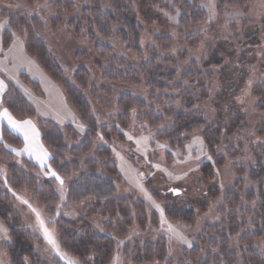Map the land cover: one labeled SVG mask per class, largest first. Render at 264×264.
<instances>
[{
    "label": "trees",
    "instance_id": "trees-1",
    "mask_svg": "<svg viewBox=\"0 0 264 264\" xmlns=\"http://www.w3.org/2000/svg\"><path fill=\"white\" fill-rule=\"evenodd\" d=\"M25 1L32 4L35 0ZM204 1L190 0L187 3L184 0H174L175 8L180 12L178 32L181 35L206 21L207 15L200 9V4ZM254 1L216 0L219 15L224 9L227 12L248 13ZM107 2L109 8L104 12L103 0H88L82 12L83 23L86 22L89 29L85 38L91 44H96L98 38L105 40L117 38L129 52L141 57L144 31L139 25L140 15L132 0H107ZM160 4L162 0H144L141 4V16L148 21L158 22L162 18L156 15L154 9ZM162 6L166 7V5ZM73 7H75L74 3H69L68 0L57 1V12H72ZM2 16L9 18V28L3 34L4 48L9 47L14 34L23 38L27 34L25 38L27 54L35 57L41 68L61 85L68 104L87 126L85 137L79 141L74 136L72 127L68 126L62 130L51 121L37 119L32 104L10 85L0 101V110H8L17 121L36 120L41 143L51 154L49 164L61 178L76 176L68 190L67 203L79 206L93 200V206L86 209L85 215L87 218L99 217L104 223L108 234L98 236L94 234L87 220H81L76 224L59 220L55 228L63 251L79 260L81 264H109L116 252L122 253L131 264L163 263L166 260L169 249L164 240L153 243L137 235L123 247L116 245L115 239L126 238L136 223L141 233H145L149 223L156 227L157 219L148 215L142 202L133 201L131 198H116L117 187L105 176L112 175L114 169L111 163V148L101 147L95 152L92 160L83 162L84 158L93 153L94 141L99 134L107 142H110L113 136L124 139V132L130 127L131 112L136 110L139 122H146L151 129L158 128L166 122L170 123L169 128L157 135L159 142L169 144L170 150L166 152L169 164L175 161L174 152L184 149L190 135L205 130L204 139L212 161L201 166L197 184L203 183L207 189L201 190L195 181V186L190 190L196 189L194 199L185 196V189L171 190L167 199L169 205L165 206L166 214L171 221L193 225L196 222L195 207L208 204L211 196L215 197L219 194L218 188L221 182L216 175L217 169L224 166L227 160L234 161L231 170L236 181L225 194L220 211V223L207 226L198 237L196 246L191 250L183 251V258L185 260L192 258L194 264H238V260L241 264H264V257L255 248L256 243L264 238V125L256 128L253 138L258 141L247 139L251 141L250 152L254 165L239 162L244 159L242 143L241 146L232 145L231 138L225 137L222 155L217 152L220 143L216 142L221 139L222 133L227 132L228 136H231L240 129L244 117L233 101L240 94L242 84L246 83L251 68L255 65L259 70V83L252 88V95L257 101L255 110L264 113V58L257 56V49L264 45L263 29L260 25L251 21L244 23L242 39L236 35L234 40L224 39L217 42L208 48V54L200 63L192 62L191 70L183 74H180V69L174 62L158 55L159 50L165 53L171 52L175 44L172 38L156 39V47L148 49L151 60L139 71L127 67L122 59L113 54L110 47L96 45L95 55L99 59L97 68L102 72L106 82L132 87L143 85L152 97L148 101L149 104L131 96L121 97L118 101V108L121 111L118 126L108 129L99 128L90 116L91 108L82 93L89 86L88 73L80 69L75 75V86L66 80L46 46L36 36L41 32L40 20L36 17L27 19L22 15H12L0 10V17ZM30 23L35 30L30 27ZM55 23L60 24L61 21ZM69 25H71L70 29L79 36V26L74 22ZM198 46V40L189 43L190 48ZM179 56L182 61L186 58L185 54ZM76 59L82 62L90 60L91 57L77 54ZM102 63L108 64L107 70H104ZM214 68L221 69L222 89L218 99L213 101L217 118L215 123L209 126L203 113H195L194 110L208 100L207 87L215 76ZM160 93L173 94L179 105H175L171 96L156 98ZM1 138L0 166L3 162L9 166L8 183L11 190L15 193L25 188L30 190L37 203L49 208L47 214L52 217L53 207L59 203V196L53 186L49 183H40L32 173H28L27 177L26 173L20 170L16 157L6 148L9 146L20 150L24 147V142L18 135L4 125L1 128ZM21 160L26 163L28 171L41 173L40 168L32 161H28L25 157ZM247 183L252 186L248 190H246ZM200 199L202 202L197 204ZM175 200H179L180 204L174 205ZM257 200L260 201L259 204L253 205ZM243 204L253 205L255 209H244ZM249 218L252 220L249 221ZM0 219L9 232L10 244L6 247V252L10 264H47L43 262L38 252L42 246L41 240L23 226L20 215L14 211L10 203L9 195L2 189H0ZM248 223L253 227L254 232L246 234L238 248L233 250L231 238L237 236ZM203 254H207L206 259L199 261V257ZM51 264L63 263L59 259H54ZM181 264L185 263L181 262Z\"/></svg>",
    "mask_w": 264,
    "mask_h": 264
},
{
    "label": "rangeland",
    "instance_id": "rangeland-1",
    "mask_svg": "<svg viewBox=\"0 0 264 264\" xmlns=\"http://www.w3.org/2000/svg\"><path fill=\"white\" fill-rule=\"evenodd\" d=\"M57 1L60 0H35L32 4H29L25 0H0V10L12 15H22L27 19L36 17L40 20L42 28L41 32L36 36L46 46L55 64L60 67L66 80L71 85L75 86V75L80 69H84L88 73L89 86L82 93L91 108L90 116L96 121L99 128L106 127L109 129L118 126V117L121 114L118 108V101L121 97L131 96L134 99L146 101L147 104H149L148 101L152 97H150L149 91L143 88V85L132 87L106 82L102 77V72L97 68L99 59L95 55L96 45L110 47L114 52L113 54L122 59L127 67L139 71L144 64L151 60L148 49L156 47V39L169 37L175 43L171 52L165 53L163 50H159L158 55L163 59L174 62L180 69V74H183L191 70L192 62L200 63L208 54V48L217 42L224 39L234 40L236 35L242 39V27L248 21L260 25L264 34V0H255L250 6L248 13L244 14L241 11L227 12L224 9L221 15H219V7L216 0H205L200 4V9L207 15L206 21L201 25L186 30L184 35L178 32L180 12L175 8L174 0H162V4L155 6L156 15L162 18L158 22L148 21L141 16V4L144 0H132L135 9L140 15L139 25L144 31L141 44L142 56L139 57L129 52L117 38L111 40L98 38L96 44H91L85 38L89 29L87 23H83L84 16H82V12L87 6L88 0H83L82 2L80 0H68L69 3H74L75 7H73L72 12L62 13L57 12ZM184 1L190 2V0ZM162 5H166V7ZM108 8L107 0H103L102 9L104 12ZM58 20L61 21L60 24L55 23ZM71 22L79 26V36L74 30L70 29L71 25L69 24ZM29 25L32 27V23ZM7 28H9V18L0 17V80L5 82L7 89L10 85L23 94L36 110L37 119L51 121L62 130L70 126L73 128L74 136L79 141L82 140L86 135L87 126L68 104L61 85L56 83L41 68L35 57L27 54L25 40L27 34L25 38L14 34L9 47L4 48L3 34ZM32 28L35 30L34 26ZM195 40L199 41V46L190 48V41ZM77 54H85L91 59L82 62L78 61L76 59ZM179 54L186 55L184 61L180 59ZM257 56L258 58H264V45L262 48L257 49ZM102 64H104V70H107L108 64ZM251 69L246 83L242 84L243 88L240 94L233 101L240 110L242 117H244L243 122L240 124V129L231 136H228L227 132L225 134L222 133L221 139L216 141L220 143V147H217V152L222 153V155L224 154L222 144L225 137L231 138L232 145L241 146L242 143L244 159L239 162L247 165L255 164L250 152L251 141L247 139L258 141L253 138L256 128L264 125V113H259L255 110L257 101L252 95V88L259 83L258 66L255 65ZM213 71L215 76L207 87L208 100H205L204 103L194 110L195 113H203L209 126H212L217 118V111L213 101L218 99L222 89L221 69L214 68ZM161 96H171L175 105H179V102L175 100L176 96H173V94L160 93L156 95V98ZM2 110H0V113ZM7 112L9 113L8 110ZM137 116V111L133 110L131 112L130 127L124 132V139L113 136L111 141L107 142L99 134L94 141L93 153L84 158L83 162L92 160L99 148L109 146L112 151L111 163L114 169L112 170V175L105 176L115 183L117 187L116 198H131L133 201L142 202L147 209L148 215L157 219L156 227L149 223L145 233H141L136 223L130 229L126 238L115 239L117 247H123L137 235H141L145 241L153 243L164 240L169 249V254L163 263L153 264H181V262L194 264L192 258L187 260L183 258V251L191 250L196 246L198 237L207 226L220 223V211L224 203L225 194L233 187L236 181L231 170V164L234 161L227 160L224 166L217 169L216 175L221 182V186L218 188L219 194L215 197L211 196L208 204L195 207L196 222L193 225L173 222L167 216L165 208V206L169 205L167 199L171 190L185 189V196L194 199V193H197L196 189L190 190L195 186V181L196 184L198 182L200 168L204 163L212 161V156L204 139L205 130H199L190 135L184 149L176 150L174 152L175 161L169 164L166 156V152L170 150L169 144L159 142L157 135L169 128L170 123L166 122L158 128L151 129L146 122H139ZM13 120L21 123L14 118ZM28 120L33 121L32 119ZM34 121L36 122V120ZM4 125L15 133L14 130L0 121V142H2L1 128ZM67 141L71 143L70 140ZM25 147L38 161L25 156ZM6 148L16 157L18 167L26 173L27 177L28 173H32L40 183L51 184L59 196V203L53 207L54 215L50 217L47 214V209L49 208L37 203L33 199L30 190L25 188L18 193L11 190L8 183L10 180L9 166L5 162L0 166V189L9 195L10 203L14 211L20 215L23 226L33 236H37L41 240L42 246L38 249L41 259L47 264H51L54 259H59L63 264H81L79 260L62 250L55 227L56 223L61 219L72 224L87 220L94 234L98 236L108 234L103 221L99 217L87 218L85 215L86 209L92 207L94 201L89 200L79 206L67 203L68 190L76 176L72 175L68 179L61 178L49 164L51 154L48 150H46V155L42 156L33 145L27 143L26 146L25 142L24 147L20 150L9 146H6ZM22 157L32 161L40 168L41 173L28 171L26 163L21 160ZM53 172L56 173V176L52 175ZM141 174L145 176V180L141 179ZM197 186L201 190L207 189L203 183H198ZM250 187L252 186L247 183L246 190ZM201 202L200 199L197 204ZM259 202L257 200L253 205L256 206ZM173 204L179 205V200H175ZM253 205L247 206L243 204V208L254 210L255 206ZM251 220L252 218H249V221ZM149 222H151V219ZM253 232V227L248 223L237 236L232 237L233 250L238 248L240 241L246 234ZM49 238L55 243H49ZM9 244L8 229L0 219V264H10L6 252V247ZM255 248L264 257V238L256 243ZM206 255H201L198 260H205ZM109 264L131 263L125 259L122 253L116 252ZM238 264H241L240 260H238Z\"/></svg>",
    "mask_w": 264,
    "mask_h": 264
},
{
    "label": "crops",
    "instance_id": "crops-1",
    "mask_svg": "<svg viewBox=\"0 0 264 264\" xmlns=\"http://www.w3.org/2000/svg\"><path fill=\"white\" fill-rule=\"evenodd\" d=\"M6 91H7V85L5 84V82H3L2 80H0V100H1L2 96L4 95V93ZM3 112H4V110H2L0 114H2ZM0 121L2 123L6 124L7 126H9L10 129L14 130V132L16 134H18L24 140L26 146H27V143H29V144L33 145V147L42 156H44L46 154V149H45V147L40 142L39 130H38V128L36 126V122L34 120L33 121L26 120V121H30V125L24 124L25 121L19 123V124L22 125V128H21L20 131H17L15 129H13L6 119H0ZM25 154H26L25 156L30 157L33 160H37V158L34 155H32L26 149V147H25Z\"/></svg>",
    "mask_w": 264,
    "mask_h": 264
},
{
    "label": "snow or ice",
    "instance_id": "snow-or-ice-1",
    "mask_svg": "<svg viewBox=\"0 0 264 264\" xmlns=\"http://www.w3.org/2000/svg\"><path fill=\"white\" fill-rule=\"evenodd\" d=\"M0 119H6L8 121V123L11 125V127L13 129L17 130V131H20L21 128H22L21 124H19L18 122H16L15 120L12 119V117L7 112V110H4V112L2 114H0ZM24 124L30 125V121H25ZM52 175L56 176V173L53 172ZM57 179H59V178L57 177ZM61 183H63V181H61ZM49 243H53L54 244L55 242L51 238H49Z\"/></svg>",
    "mask_w": 264,
    "mask_h": 264
},
{
    "label": "water",
    "instance_id": "water-1",
    "mask_svg": "<svg viewBox=\"0 0 264 264\" xmlns=\"http://www.w3.org/2000/svg\"><path fill=\"white\" fill-rule=\"evenodd\" d=\"M142 180H145V176L143 174L140 175Z\"/></svg>",
    "mask_w": 264,
    "mask_h": 264
}]
</instances>
